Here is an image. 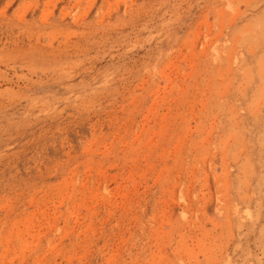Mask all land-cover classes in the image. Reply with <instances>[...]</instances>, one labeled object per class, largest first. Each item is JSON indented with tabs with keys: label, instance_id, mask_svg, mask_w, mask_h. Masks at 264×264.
<instances>
[{
	"label": "rangeland",
	"instance_id": "rangeland-1",
	"mask_svg": "<svg viewBox=\"0 0 264 264\" xmlns=\"http://www.w3.org/2000/svg\"><path fill=\"white\" fill-rule=\"evenodd\" d=\"M0 264H264V0H0Z\"/></svg>",
	"mask_w": 264,
	"mask_h": 264
}]
</instances>
